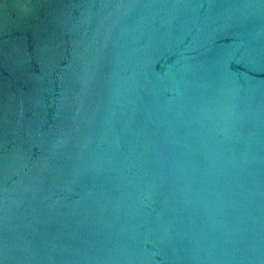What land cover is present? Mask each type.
<instances>
[{
    "label": "water",
    "instance_id": "95a60500",
    "mask_svg": "<svg viewBox=\"0 0 264 264\" xmlns=\"http://www.w3.org/2000/svg\"><path fill=\"white\" fill-rule=\"evenodd\" d=\"M0 264H264V0H0Z\"/></svg>",
    "mask_w": 264,
    "mask_h": 264
}]
</instances>
